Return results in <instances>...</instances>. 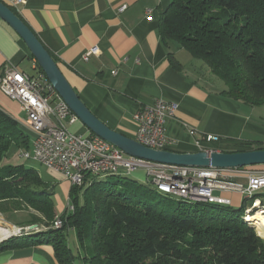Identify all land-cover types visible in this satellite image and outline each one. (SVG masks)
I'll return each mask as SVG.
<instances>
[{"label": "trees", "instance_id": "trees-1", "mask_svg": "<svg viewBox=\"0 0 264 264\" xmlns=\"http://www.w3.org/2000/svg\"><path fill=\"white\" fill-rule=\"evenodd\" d=\"M159 32L206 63L225 83L224 96L264 107V0H172ZM32 146L20 122L0 107V211L23 210V226L45 227L3 240L0 252L47 243L60 264H264V238L243 219L248 199L239 208L193 201L160 193L149 180L127 174H89L83 186L72 185L74 211H65L62 226L54 227V185L34 167L5 162L13 147ZM258 149L263 142L229 153ZM67 230L77 233L84 250L79 257Z\"/></svg>", "mask_w": 264, "mask_h": 264}, {"label": "crops", "instance_id": "crops-1", "mask_svg": "<svg viewBox=\"0 0 264 264\" xmlns=\"http://www.w3.org/2000/svg\"><path fill=\"white\" fill-rule=\"evenodd\" d=\"M171 1L26 0L13 8L55 57L81 100L113 130L135 138L138 126L134 114L143 105L162 98L178 104L175 117L169 118L166 124L168 133L176 139L172 151L198 152L197 141L220 152L242 149L254 142L264 143V108L224 96L221 92L225 87L217 82L210 69L207 71L202 61L194 59L176 42L162 39L161 16ZM123 6L126 7L121 9ZM149 10L152 20L148 19ZM94 46H98L100 53L84 60L83 54ZM26 59L31 60L34 73L37 63L29 48L0 19V72L8 65L23 70L21 64ZM0 107L34 138L24 123L26 113L20 103L1 89ZM67 127L75 134L94 135L80 120ZM207 135H215L219 141L207 142ZM8 163L22 164L21 154L11 157ZM246 169L260 170L264 165ZM50 171L54 179L67 180L61 172ZM139 171L135 178L147 183L145 172ZM231 180L245 184L247 173L235 174ZM47 182L55 188V182ZM215 194L230 199L229 205L235 208L241 207L245 199L233 190H217ZM258 195L264 203V189ZM5 214L0 212L1 216ZM2 220L16 227L26 224L15 223L10 217ZM0 264L60 263L54 247L41 243L0 252Z\"/></svg>", "mask_w": 264, "mask_h": 264}, {"label": "built area", "instance_id": "built-area-1", "mask_svg": "<svg viewBox=\"0 0 264 264\" xmlns=\"http://www.w3.org/2000/svg\"><path fill=\"white\" fill-rule=\"evenodd\" d=\"M11 8L26 0H0ZM123 6L121 9H124ZM148 19L152 20L149 10ZM98 46L90 48L83 59L98 55ZM36 63V62H35ZM34 73L19 69L15 65L5 66L0 72V89L12 100L18 101L26 113L24 123L38 138L39 148L22 151V159H33L48 163L49 169L61 172L72 185L79 186L93 170L125 169L130 172L143 170L148 179L156 181L164 188H174V178L179 174L195 176V184L188 186L195 200L226 199L216 195L217 190L237 191L249 200L246 208L264 211V203L258 197V189H264V169L246 171L247 167L215 168L168 165L126 154L123 150L97 135L83 136L69 131L67 124L79 120L69 105L62 99L46 74L34 67ZM116 73V71H113ZM178 104L162 98L143 105L133 116L137 123L135 140L147 147L168 149L176 139L167 131V121L175 117ZM207 142H218L215 135H207ZM199 151H209L201 141H197ZM246 172V183L232 181L235 174ZM175 193L178 191L175 190ZM73 212L70 203L66 209ZM54 227L62 226V220L54 221ZM258 231V226H253ZM17 228V227H16ZM14 228V229H16ZM22 228H17V230ZM15 231V230H14Z\"/></svg>", "mask_w": 264, "mask_h": 264}, {"label": "water", "instance_id": "water-1", "mask_svg": "<svg viewBox=\"0 0 264 264\" xmlns=\"http://www.w3.org/2000/svg\"><path fill=\"white\" fill-rule=\"evenodd\" d=\"M0 19L8 23L22 38L32 56L35 58L37 65L40 66L48 79L55 86L59 95L69 105L79 120L93 134L112 143L126 154L153 162L180 166L235 168L264 165V149L230 153L220 151L182 153L169 149L147 147L134 138L113 130L95 116L81 100L74 87L64 75L57 61L30 26L18 16L10 6L2 1H0ZM36 229H39L38 224L29 225L27 228H22L13 235L19 236L18 234L21 233V231L32 232Z\"/></svg>", "mask_w": 264, "mask_h": 264}, {"label": "rangeland", "instance_id": "rangeland-1", "mask_svg": "<svg viewBox=\"0 0 264 264\" xmlns=\"http://www.w3.org/2000/svg\"><path fill=\"white\" fill-rule=\"evenodd\" d=\"M203 64H204V67L208 71L209 67L207 66V64L204 63V62H203ZM21 68L23 70L29 72V73H33L32 63H31V60H29V59H26V60H24L22 62ZM213 76L215 77V79L217 80V82L221 86L226 88L225 83L221 79H219L215 75H213ZM24 131H25V133L30 135V139H31V141H33V144H34L35 138H33V135L29 131H27V129H24ZM32 148H33V146H32ZM19 153L21 154L22 152L18 148L13 147L10 150V152L8 153V156L5 159V162L8 163L9 160L11 159V157L12 158H17V156H19ZM22 160H23V163H24V165L26 167H34V168H36L40 172L42 178L45 181H53V182L56 183V186H55V189H54V194L52 195V198H53V200L55 202L57 215H58V217H60L66 211L67 206L70 205V203H71V201L69 199V189L72 186L71 182L69 180H63V179H60V178L54 179V173L51 172L50 170H48L46 166H44L42 163H40L38 161H35L33 159H27V160L26 159H22ZM139 173H140V171L139 172L136 171L132 175H129V176L132 177V178H135V176L139 175ZM98 178H104V177H98ZM111 178L112 179H116V177H111ZM160 193H159V191L157 192L158 196L161 195ZM79 200L80 201L82 200L81 193L79 194ZM157 200H159V199H157ZM233 208H235V207H233ZM0 212H2V211H0ZM2 216L0 215V230L8 229V228L9 229L16 228V226H11L8 222H4V220H2L3 217L5 219H8L10 217L12 219V221L15 222V223H19V222L20 223H24L26 220H28V212H25L23 210L14 211L13 213H9V214L6 213L3 217ZM27 227L28 226L17 227V228H27ZM39 228L42 230L45 227L42 225ZM34 231H38V230L36 229ZM22 232H25V231H22ZM257 233H258V231H257ZM24 234H26V233H24ZM66 234H67V237H68L69 245L72 248L73 253L75 254V256L79 257V253L84 254L83 248L78 243V237H77L76 231L67 230ZM12 236H14V235L12 234L11 236H8V237H6L3 240H7V239L11 238ZM262 238H264V237H262ZM0 240H1L0 241V243H1L3 240L1 238H0ZM77 263H79V259L78 258H77Z\"/></svg>", "mask_w": 264, "mask_h": 264}, {"label": "bare ground", "instance_id": "bare-ground-1", "mask_svg": "<svg viewBox=\"0 0 264 264\" xmlns=\"http://www.w3.org/2000/svg\"><path fill=\"white\" fill-rule=\"evenodd\" d=\"M33 148H39V141L38 138H35ZM44 166H46L49 169L48 163H42ZM170 165V164H168ZM93 177H105L109 175H115V174H127L132 175L133 172H130L129 170L125 169H112V170H93V172L89 173ZM88 174V175H89ZM153 185L157 187V189L162 192L169 195H174L181 198H187L193 201H209V202H216V203H222L229 205L230 201H226V199H207V200H195V198L192 197V191H188V186H193L195 184V176L194 175H187V174H179L176 175L174 178V188H164L157 185L156 181L153 179H148ZM85 181H82L79 186H83ZM175 190L178 191V193H175ZM262 189H258V192H260ZM243 219L246 222L254 223L258 226L259 233L261 236L264 237V211H257V210H250L246 208L245 214L243 216ZM59 221V219L57 220ZM57 228L61 226H56ZM7 228V227H6ZM21 229L17 230V228L14 230L3 229L0 230V238L5 239L8 236H11L12 234L20 231ZM24 233H28V231L19 233L18 235H23Z\"/></svg>", "mask_w": 264, "mask_h": 264}]
</instances>
